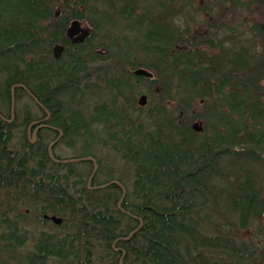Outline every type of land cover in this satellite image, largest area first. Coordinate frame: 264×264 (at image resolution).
<instances>
[{
	"label": "trees",
	"instance_id": "16d2710c",
	"mask_svg": "<svg viewBox=\"0 0 264 264\" xmlns=\"http://www.w3.org/2000/svg\"><path fill=\"white\" fill-rule=\"evenodd\" d=\"M254 3L264 22V0H0V264H264L262 248L238 236L264 213ZM200 14L210 16L203 33ZM74 19L91 27L76 44ZM21 96L33 107L11 149ZM47 135L72 159L53 156ZM74 161L95 165L93 177ZM22 209L39 225L59 217L63 233L35 232L24 252Z\"/></svg>",
	"mask_w": 264,
	"mask_h": 264
},
{
	"label": "rangeland",
	"instance_id": "374dc122",
	"mask_svg": "<svg viewBox=\"0 0 264 264\" xmlns=\"http://www.w3.org/2000/svg\"><path fill=\"white\" fill-rule=\"evenodd\" d=\"M150 2H152L153 4H155V1H158V0H148ZM188 3H193L194 5H209V6H212L214 4H217L218 0H187ZM230 4L231 2H235V1H238V0H227ZM239 1H248L250 2V0H239ZM260 1V0H259ZM253 6V9L254 11L251 12V15H250V20L252 22H256V23H262L263 24V27H264V22H263V18L261 16V10L260 8L257 7V5L254 3L252 4ZM154 9V6L153 8ZM189 19V17H187ZM210 16L208 14H200L199 16H195V22L198 21V19H200L202 21V23H196L194 24V30L197 31L198 33H203L206 31V27H205V20L209 19ZM81 26L83 28H86L88 29L89 32H91V27L87 24V22L85 21H79ZM110 34L114 37H118V34L117 32L114 30V29H111L110 30ZM128 37L133 40V42L135 43L136 41H140V39L138 37H133L131 34H128ZM137 103V101H136ZM33 107V104H31V102H29L27 100L26 97H20L18 99V101L16 102L15 106H14V110L17 111L16 114H12V119L10 120V122H14V124L17 126V133L14 135L13 139H12V142H11V149H18L19 146H18V142L19 140H21V138H24L25 135L20 131L24 126L22 125L23 122H24V115H23V111L24 110L23 108H27V107ZM35 113V112H34ZM33 113V115L29 116V118H33V116L35 115ZM38 114V112H37ZM47 132L46 131H42L41 132V135L44 136ZM27 137L30 138V141L31 143H34V140L35 138L37 139V135H36V132H30V134L28 135L27 134ZM45 143L48 145V144H52L51 147V152L53 154V156H58L60 158H62V160H68V159H72L71 157L74 156V152L65 148L64 145L62 143H60L58 140L56 141H53V138H52V135H47L45 136ZM102 156L104 158V160L110 164H112L113 166H116L117 167V170L119 169H122L123 168V164L120 163V161L118 160H114L112 161L113 163L110 162V157L109 156H106V153H102ZM73 161V160H72ZM72 164L74 165V168L75 170L77 171H81L82 169L83 170V174H82V178L83 179H87L89 176L90 177H93V174L95 172L94 170V167L96 166H93V164H89V163H80L79 161L76 162H72ZM81 164V165H80ZM104 170V168H103ZM126 177H129V173L127 172V174H125ZM74 179V177H72V180ZM104 180H106V177H104L102 175V171L100 173H98V176L96 177V181L97 182H103ZM124 181H126L128 183V178L125 179L124 178ZM86 185V184H85ZM21 211H25L27 213V219H26V223L24 224L25 228L28 229L29 231V239L27 241V244L26 246L23 248V251L24 252H27L31 249V243H32V234H35V232H38V231H41V230H46V231H54V232H58L59 233H63L62 229H56L55 227H53V225L55 223H51L50 221H48L47 224L45 225H39L38 223H36V218L34 217V214H29V210H24L22 209ZM3 212L5 213V211L3 210ZM1 213V211H0ZM264 214V213H263ZM263 214L261 215V218L258 222H255L251 225V227H249V229L243 231V232H240L238 234L239 238L241 239H251V241L253 242V245H257L258 247L262 248L261 252L264 253V233L260 231V228H264L263 227ZM10 217L11 214H10ZM52 217L51 215H48V218ZM58 219H60L59 217H57ZM62 222V219H60V222L59 224H61ZM264 255V254H263ZM52 264H55L54 262Z\"/></svg>",
	"mask_w": 264,
	"mask_h": 264
},
{
	"label": "water",
	"instance_id": "95a60500",
	"mask_svg": "<svg viewBox=\"0 0 264 264\" xmlns=\"http://www.w3.org/2000/svg\"><path fill=\"white\" fill-rule=\"evenodd\" d=\"M66 36L68 37V39H70L74 44L76 43H81L83 42L88 36H89V31L86 28H83L79 22V20H72L66 30ZM62 52V47L60 45H55L53 47V55L54 58H59L60 54ZM133 74L136 76H142V77H150L151 73L147 72L145 69L143 68H136L133 70ZM140 104L144 105L146 102L145 96L141 95L140 98ZM192 129L196 132H199L201 130V126L199 123L194 122L192 124ZM95 166V165H94ZM50 219L54 222V223H59L60 219L52 216L50 217ZM263 226H264V215H263Z\"/></svg>",
	"mask_w": 264,
	"mask_h": 264
},
{
	"label": "bare ground",
	"instance_id": "6f19581e",
	"mask_svg": "<svg viewBox=\"0 0 264 264\" xmlns=\"http://www.w3.org/2000/svg\"><path fill=\"white\" fill-rule=\"evenodd\" d=\"M23 109L25 110V108H23ZM24 110H22V111L24 112ZM52 138H53V137H52ZM53 143H54V142H53ZM53 143L47 145V148H48V150H49L50 152L52 151L50 146H52Z\"/></svg>",
	"mask_w": 264,
	"mask_h": 264
},
{
	"label": "flooded vegetation",
	"instance_id": "af4514ba",
	"mask_svg": "<svg viewBox=\"0 0 264 264\" xmlns=\"http://www.w3.org/2000/svg\"><path fill=\"white\" fill-rule=\"evenodd\" d=\"M53 141H55V140H53Z\"/></svg>",
	"mask_w": 264,
	"mask_h": 264
}]
</instances>
